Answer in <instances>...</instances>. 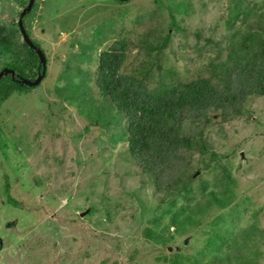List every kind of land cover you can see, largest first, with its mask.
<instances>
[{
	"label": "rangeland",
	"instance_id": "1",
	"mask_svg": "<svg viewBox=\"0 0 264 264\" xmlns=\"http://www.w3.org/2000/svg\"><path fill=\"white\" fill-rule=\"evenodd\" d=\"M28 1L0 0V72L30 60L20 21L47 61L41 84L0 102V264H264V226H252L255 207H264V106H246L248 123L238 118L208 123L213 149L218 144V151L234 150L229 165L216 174L201 172L188 183L194 189L192 203L179 202L171 209L175 216L154 229L153 245L145 239L146 247L157 250L148 261L142 259L138 234H126L123 217L127 208L161 206L163 195L134 168L124 115L110 98H99L95 87L101 53L120 38L132 41L121 71L146 77L151 90L169 72L183 82L206 65L227 64V40L242 22L232 5L247 8L250 3L259 11L264 0H223L222 7L217 0H135L128 5L35 0L23 18L22 5ZM157 7L161 18L150 19ZM220 13L224 16L219 18ZM223 18L234 20L232 28L222 31L225 51L210 58L208 51L217 47L205 40L223 27ZM166 30L171 33L167 47L151 53ZM246 31L243 26L242 33ZM213 124L226 133L210 130ZM208 156L195 153L188 173ZM6 183L17 207L6 200ZM104 210H111L110 223ZM168 210L166 205L139 218L138 231ZM168 252H174L172 261Z\"/></svg>",
	"mask_w": 264,
	"mask_h": 264
},
{
	"label": "trees",
	"instance_id": "2",
	"mask_svg": "<svg viewBox=\"0 0 264 264\" xmlns=\"http://www.w3.org/2000/svg\"><path fill=\"white\" fill-rule=\"evenodd\" d=\"M35 1V0H34ZM34 1L30 8L21 13L25 18L31 11ZM118 4L135 0H115ZM156 4L159 0H153ZM219 7L223 6V0H217ZM30 0L22 8L24 10L29 5ZM251 4L244 8L234 3L235 16L241 18V26L234 30L230 35L227 46V64L214 67L205 66L206 69L200 71L195 78L181 82L176 72H169L165 79H172L170 84H164L165 80L161 76V82L151 90L146 85V77H137L125 75L121 71L124 53L131 44L130 38H120L101 53L99 66L95 81L96 93L99 98H110L115 110L124 115L128 124L127 147L132 157V164L135 169L140 170L141 177L144 180L154 181L153 189L163 195L161 206H153L147 211L142 206L127 208L124 222L128 225L127 232L138 234V245L144 257L150 261L157 250H151L153 247H146L143 243L148 239L153 245L155 240L154 229L162 225L166 220H171L175 216V211L171 209L180 202L182 206L192 203L194 189L188 185L193 182L194 174L190 175L188 170L193 165L195 153L206 156L207 154L200 150L211 145L207 140L206 128L208 123L213 121V111L216 107L226 108L241 114V106L249 96H258L264 98V7L257 11L258 6L250 8ZM243 9V10H242ZM255 13L251 15L250 13ZM149 18H161V9L158 7L148 14ZM220 13L217 17H223ZM253 17V21H246V18ZM175 22L174 16L171 18ZM234 20H222L223 27L213 32V37L206 39V43L217 47V55L223 53L222 44L224 41L223 29L232 28ZM20 31L25 39V48L29 50L30 60H20V65H7L10 73H3L0 76V102L7 100L12 94L30 90L43 82L46 75L47 61L39 44L29 38L23 23L20 21ZM18 24V25H19ZM17 25V26H18ZM243 26L247 31L242 33ZM171 30V29H170ZM199 34V33H198ZM171 33L166 30L161 36L159 45L151 46L150 52L158 55L170 41ZM200 34L196 35L200 39ZM40 51V55L36 53ZM208 51V50H207ZM210 58L216 51H208ZM216 55V56H217ZM40 57L42 61H40ZM31 72L28 76L25 70ZM45 69V70H44ZM44 71L41 81L36 85H27L23 81L34 82L38 75ZM11 73H14L12 77ZM206 73V75L202 74ZM175 83V84H174ZM193 123L205 126L201 131L194 134L184 131L181 127L182 122ZM214 146V150L204 160L197 163L199 168L205 162L204 170L200 172H213V174L226 171L230 155L224 149L219 151ZM210 155H216L218 160L214 161ZM219 168V171H216ZM6 200L10 204H15L10 195V185L6 183ZM126 192V191H125ZM102 195L104 193L102 192ZM103 200H106L103 197ZM169 205L168 211L157 213L151 222H145L144 227L138 231L140 219L151 213L153 210H161ZM119 207H116L118 210ZM111 210H104V215L108 222H111ZM116 212V211H115ZM135 222L136 225H133ZM147 231L150 232L149 237ZM136 239V238H135ZM162 242V241H161ZM161 245V244H159ZM143 246V248L141 247ZM147 253V254H146ZM174 252H168V260L172 261L170 256ZM177 260L178 258L174 256ZM185 258L188 260L187 255ZM165 260V257L159 258ZM175 260V261H176ZM173 261V263L175 262ZM226 263H228L226 261Z\"/></svg>",
	"mask_w": 264,
	"mask_h": 264
},
{
	"label": "bare ground",
	"instance_id": "3",
	"mask_svg": "<svg viewBox=\"0 0 264 264\" xmlns=\"http://www.w3.org/2000/svg\"><path fill=\"white\" fill-rule=\"evenodd\" d=\"M216 51V55H217V52H219L217 49L215 50ZM228 54V52H227ZM215 56V55H213ZM206 69L205 67L202 68V70ZM196 77V76H195ZM193 77V78H195ZM178 79L181 81V77L178 76ZM191 80L190 78L187 80L189 81ZM187 81H183V82H187ZM182 82V81H181ZM182 82V83H183ZM251 97V100L249 102H247L246 104H242L241 106V114H237L236 112L230 110L229 112H226V108L222 107V106H218L214 109V111L212 112L213 113V121H215L216 119H228V118H238L241 120V122L243 123H248V118L251 117L250 114H249V110L246 108V106H249V109L251 108H255V109H258V108H263L264 106V103H263V100L264 98L263 97H258L257 95L256 96H249ZM219 109H221L222 111L220 113H218ZM181 127H184V131L187 130L189 133L191 134H194L196 133L197 131H201L202 130H199V129H196L193 125H189L186 123V121L182 122L181 123ZM213 127H216V130H222V132L226 133L225 130L226 128L219 125V124H213L211 127H210V130H212ZM225 129V130H224ZM213 147L212 145H208L205 150H202L204 151L206 154H211V152L213 151ZM194 176L192 175V172L190 173V175H192L193 177V182H195L201 175V172H200V169L197 167L195 170H194ZM11 197H12V194L10 193ZM12 199L14 200L15 204H12L14 207H17L19 205V203L12 197ZM163 212V211H161Z\"/></svg>",
	"mask_w": 264,
	"mask_h": 264
},
{
	"label": "clouds",
	"instance_id": "4",
	"mask_svg": "<svg viewBox=\"0 0 264 264\" xmlns=\"http://www.w3.org/2000/svg\"><path fill=\"white\" fill-rule=\"evenodd\" d=\"M264 207L256 206L254 209V215L256 216V221L253 223V227L256 228L260 225L264 226ZM188 258V256H187ZM190 262V259L186 260Z\"/></svg>",
	"mask_w": 264,
	"mask_h": 264
},
{
	"label": "water",
	"instance_id": "5",
	"mask_svg": "<svg viewBox=\"0 0 264 264\" xmlns=\"http://www.w3.org/2000/svg\"><path fill=\"white\" fill-rule=\"evenodd\" d=\"M33 1H34V0H30L29 5L26 7L25 10H23V13H25V11L28 10V9L30 8V5L32 4ZM36 53H37L38 55H40V51H39V50H36ZM40 61H42V58H41V57H40ZM44 70H45V69H44ZM5 72L10 73L11 71L5 69L4 71L0 72V76H2L3 73H5ZM11 75H12V77H13V76H14V73H11ZM43 75H44V71L38 75V77L36 78V80H35L34 82H31V81H28V80H24L23 82H24L25 84H27V85H36V84H38V83L41 81V78L43 77Z\"/></svg>",
	"mask_w": 264,
	"mask_h": 264
}]
</instances>
